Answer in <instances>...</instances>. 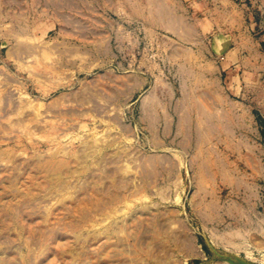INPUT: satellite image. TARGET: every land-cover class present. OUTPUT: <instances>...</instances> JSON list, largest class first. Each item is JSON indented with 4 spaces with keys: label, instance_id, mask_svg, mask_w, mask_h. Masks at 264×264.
Listing matches in <instances>:
<instances>
[{
    "label": "rangeland",
    "instance_id": "obj_1",
    "mask_svg": "<svg viewBox=\"0 0 264 264\" xmlns=\"http://www.w3.org/2000/svg\"><path fill=\"white\" fill-rule=\"evenodd\" d=\"M0 264H264V0H0Z\"/></svg>",
    "mask_w": 264,
    "mask_h": 264
}]
</instances>
